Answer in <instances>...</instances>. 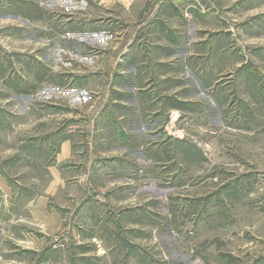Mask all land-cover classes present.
Wrapping results in <instances>:
<instances>
[{
    "label": "rangeland",
    "instance_id": "374dc122",
    "mask_svg": "<svg viewBox=\"0 0 264 264\" xmlns=\"http://www.w3.org/2000/svg\"><path fill=\"white\" fill-rule=\"evenodd\" d=\"M222 2L161 69L149 0H0V264H264V0Z\"/></svg>",
    "mask_w": 264,
    "mask_h": 264
},
{
    "label": "crops",
    "instance_id": "0c3cea01",
    "mask_svg": "<svg viewBox=\"0 0 264 264\" xmlns=\"http://www.w3.org/2000/svg\"><path fill=\"white\" fill-rule=\"evenodd\" d=\"M124 1L130 4L131 2L133 3L134 0L132 1L124 0ZM212 1H215V2L218 1V3L223 6L222 0H212ZM138 2H141V1H138ZM149 2L151 3V10H150L151 22H149L150 30H149L148 36L151 37L152 42L147 46V49L151 47V61L155 63V64L153 63L152 64L153 66L151 67L153 68L157 67V68L164 69L165 65H168V61L166 60L164 55H161V53L167 54V53H172L174 51L176 52L179 51L178 46L175 49V46L174 45L172 46V43L167 44L166 40L167 41L172 40V41H175L176 43L179 41L178 36L179 35L180 37L182 36L183 29H184L182 28L181 18L183 16L184 18L185 16L186 17L188 16L192 20L188 21L187 23L190 22L191 24L194 23L195 25V22L197 24L198 23L201 24V20L203 21V17L197 11L198 9L196 5L194 4L196 0L195 1L194 0H149ZM198 17L201 19H199ZM226 35L227 34H225V37ZM140 49H143V47H140ZM215 58L217 59L218 67L221 69L235 66V62L233 60L230 61L227 59L225 60L220 59V56H217ZM157 72H163V71L160 70ZM246 78L250 79L252 78V75H246ZM176 100H177L176 102H182L180 99H176ZM179 107L181 106L180 105L175 106V108H179ZM114 112L113 110H111L109 112V115H107L106 119H107V122L113 121L118 125L119 119H115L113 115L110 114V113L114 114ZM64 133H65V130H64ZM59 134L62 135L61 131ZM58 140H64V141L61 145L59 142H55V147H57V145L60 146V147L58 146L59 150L56 153L57 154L56 160L58 163L56 162L55 166L73 157L72 139L69 136L65 135L63 137L62 136L59 137ZM58 170L59 169H57L56 167H53L50 169V171L53 172V176H54V172L59 174ZM0 172H3V175L6 178V172H5V169H3V167L2 168L0 167ZM54 179H56L57 182L60 180L58 177H55V176H54ZM53 184L54 183L52 182V186H51L52 189H53ZM17 207L18 206H16V208ZM10 242H11V238L9 236L3 237V239L0 238V245H3V244L5 246L10 245ZM8 247L9 248H7L8 249L7 251H9V253H3L5 250V247L4 248L2 247L3 248L2 253L8 256V258L5 259L7 262L3 264H14L15 259L13 260L12 250L10 246ZM1 258L2 257L0 255V259Z\"/></svg>",
    "mask_w": 264,
    "mask_h": 264
},
{
    "label": "built area",
    "instance_id": "2783aa9c",
    "mask_svg": "<svg viewBox=\"0 0 264 264\" xmlns=\"http://www.w3.org/2000/svg\"><path fill=\"white\" fill-rule=\"evenodd\" d=\"M178 118L174 119V121H176Z\"/></svg>",
    "mask_w": 264,
    "mask_h": 264
}]
</instances>
